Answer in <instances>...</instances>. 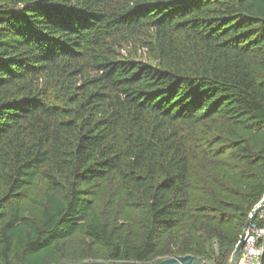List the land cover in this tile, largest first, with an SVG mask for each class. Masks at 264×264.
<instances>
[{
  "label": "trees",
  "instance_id": "16d2710c",
  "mask_svg": "<svg viewBox=\"0 0 264 264\" xmlns=\"http://www.w3.org/2000/svg\"><path fill=\"white\" fill-rule=\"evenodd\" d=\"M263 196L264 0H0V264H228Z\"/></svg>",
  "mask_w": 264,
  "mask_h": 264
},
{
  "label": "built area",
  "instance_id": "2783aa9c",
  "mask_svg": "<svg viewBox=\"0 0 264 264\" xmlns=\"http://www.w3.org/2000/svg\"><path fill=\"white\" fill-rule=\"evenodd\" d=\"M263 204L246 230L238 264H264V196Z\"/></svg>",
  "mask_w": 264,
  "mask_h": 264
},
{
  "label": "water",
  "instance_id": "95a60500",
  "mask_svg": "<svg viewBox=\"0 0 264 264\" xmlns=\"http://www.w3.org/2000/svg\"><path fill=\"white\" fill-rule=\"evenodd\" d=\"M263 204V201H260L255 207L254 209L251 211L248 221H247V225L242 233V236L240 237L236 247L234 248V251L231 254V257L228 261V264H238V260H239V255L243 246V239H244V234L246 232V230L249 228L251 222L253 221L255 215L257 214L260 206ZM61 264H70V263H61ZM77 264H110V263H106V262H101V261H93V262H82V263H77ZM153 264H206L202 261H200L198 258L190 256V255H186V256H180V257H170V258H166L163 259L157 263H153Z\"/></svg>",
  "mask_w": 264,
  "mask_h": 264
},
{
  "label": "rangeland",
  "instance_id": "374dc122",
  "mask_svg": "<svg viewBox=\"0 0 264 264\" xmlns=\"http://www.w3.org/2000/svg\"><path fill=\"white\" fill-rule=\"evenodd\" d=\"M79 247H80V239L76 238V237L72 238L71 240H69L66 243L67 251H70V252L77 251L79 249ZM214 249L216 251V247H214ZM94 261H101L102 262V260H94ZM89 262H91V261H89ZM203 262L206 263V264H214L212 261H207V262L203 261Z\"/></svg>",
  "mask_w": 264,
  "mask_h": 264
}]
</instances>
